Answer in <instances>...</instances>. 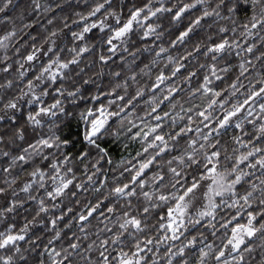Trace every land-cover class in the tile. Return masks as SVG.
Instances as JSON below:
<instances>
[{
  "label": "clouds",
  "instance_id": "1",
  "mask_svg": "<svg viewBox=\"0 0 264 264\" xmlns=\"http://www.w3.org/2000/svg\"><path fill=\"white\" fill-rule=\"evenodd\" d=\"M129 258L264 264V0H0V264Z\"/></svg>",
  "mask_w": 264,
  "mask_h": 264
},
{
  "label": "snow or ice",
  "instance_id": "2",
  "mask_svg": "<svg viewBox=\"0 0 264 264\" xmlns=\"http://www.w3.org/2000/svg\"><path fill=\"white\" fill-rule=\"evenodd\" d=\"M121 31H122V29H117V34H119V32H121ZM222 46H223V42H221V44H219V45H214V47H222ZM29 58H31V57H29ZM232 114H233V113L229 112V113L224 117V119H222V120L220 121V123L223 124V123L228 119V117L231 116ZM158 138H160V137H158ZM209 170L211 171L212 169L210 168ZM89 211H91V209H90ZM81 219H84V217L82 216ZM237 227H239V225H238ZM222 254H223L222 250H221L220 252L217 253L218 256H219V255H222ZM120 264H131V260H130V258H129V259H122L121 262H120Z\"/></svg>",
  "mask_w": 264,
  "mask_h": 264
}]
</instances>
